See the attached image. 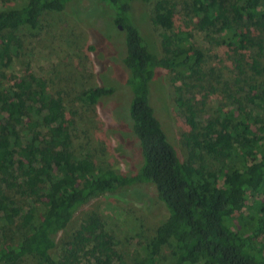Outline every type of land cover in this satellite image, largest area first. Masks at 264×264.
Instances as JSON below:
<instances>
[{"label": "trees", "instance_id": "1", "mask_svg": "<svg viewBox=\"0 0 264 264\" xmlns=\"http://www.w3.org/2000/svg\"><path fill=\"white\" fill-rule=\"evenodd\" d=\"M68 1L24 0L0 10V74L19 44L13 32L37 29L43 12L60 11ZM97 1L119 12L112 21L124 32L121 62L128 71L127 112L139 162L134 173H125L95 166L87 154L74 155L61 98L47 92L44 80L27 67L11 84L0 81V264L24 257L35 264H115L112 238L96 216L81 222L56 256L55 236L82 205L136 183L151 185L167 212L145 243L143 264H153L167 243L170 264H264V245L254 243L264 235V203L250 230L237 229L232 221L248 196L264 199V0L182 2L184 14L204 37L217 35L233 56L232 91L222 90L232 107L217 109V116L207 119L200 113L214 88L202 79L201 50L192 46L187 31L174 30L177 4L139 0L151 4V21L162 28L158 54L147 49L128 16L135 0ZM158 69L170 75L175 108L188 126L187 144L227 159L234 153L235 164L224 168L220 183L215 172H197L177 157L149 102ZM191 88L200 89V97L194 99ZM112 92L113 87L99 85L80 96L94 104Z\"/></svg>", "mask_w": 264, "mask_h": 264}, {"label": "rangeland", "instance_id": "2", "mask_svg": "<svg viewBox=\"0 0 264 264\" xmlns=\"http://www.w3.org/2000/svg\"><path fill=\"white\" fill-rule=\"evenodd\" d=\"M183 1L188 0H173L177 4L174 30L187 31L192 46L203 54L202 79H207L214 89L205 96L200 116L201 119L215 118L217 109L227 111L232 107L227 92L222 90L229 87L228 92L232 91L233 56L220 43L217 35L204 37L188 20ZM23 2L0 0V10L19 6ZM117 13L115 9L109 11L103 8L97 0H70L60 11L43 12L37 29L23 27L13 32L19 44L14 52H9L7 67L2 70L0 81L4 85L11 84L12 79L21 76L25 68H30L44 80L48 93L61 98L69 121V150L76 156L87 154L95 166L134 173L140 152L128 119L129 91L125 85L128 71L121 62L124 32L112 21ZM153 14L150 3L135 0L128 16L147 49L162 54V28L152 23ZM169 76L167 71L158 69L150 83L149 102L154 114L177 157L191 164L197 172H215L217 183H220L224 168L235 164V155L231 152L227 159L218 154L210 155L204 149L196 150L187 144L183 133L188 126L175 108ZM99 85L113 87V92L101 96L94 104L80 96L87 88ZM177 85H180L179 82ZM199 90L191 88L194 99L200 97ZM250 129L255 131L254 127ZM43 161L48 165V156L43 157ZM153 193L151 185L136 183L90 200L78 208L66 227L55 236L53 255H57L66 239L72 238L81 222L88 216H96L112 238L113 262L143 264L141 257L145 243L157 233L167 214ZM261 202L264 203L263 198L248 196L241 213L232 216L235 228L245 232L250 230ZM254 243L264 245V235L254 239ZM171 251L170 244H164L153 264H170L173 258ZM16 264L35 262L30 257H24Z\"/></svg>", "mask_w": 264, "mask_h": 264}, {"label": "water", "instance_id": "3", "mask_svg": "<svg viewBox=\"0 0 264 264\" xmlns=\"http://www.w3.org/2000/svg\"><path fill=\"white\" fill-rule=\"evenodd\" d=\"M118 28H120V26H118Z\"/></svg>", "mask_w": 264, "mask_h": 264}]
</instances>
